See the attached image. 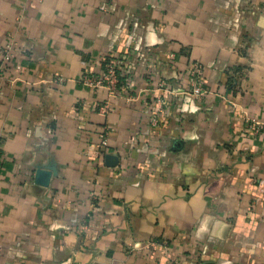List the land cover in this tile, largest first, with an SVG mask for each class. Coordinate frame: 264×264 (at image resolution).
<instances>
[{"label":"crops","instance_id":"1","mask_svg":"<svg viewBox=\"0 0 264 264\" xmlns=\"http://www.w3.org/2000/svg\"><path fill=\"white\" fill-rule=\"evenodd\" d=\"M8 44L0 264H264V0H0Z\"/></svg>","mask_w":264,"mask_h":264},{"label":"built area","instance_id":"2","mask_svg":"<svg viewBox=\"0 0 264 264\" xmlns=\"http://www.w3.org/2000/svg\"><path fill=\"white\" fill-rule=\"evenodd\" d=\"M14 49L12 44H8L3 48L2 57H0V75L5 67L7 60L12 58L10 50ZM124 62L119 56H109L105 61L104 68L100 72H85L81 77L80 81L88 86L92 87H105L112 92L119 91L123 83ZM190 91L193 95L198 98H202L208 93V88L205 86L203 78V70L201 65L193 63L190 74ZM157 112L153 115L152 121L154 124L159 123V114L164 112L165 99L163 97L156 98ZM109 105L105 103L101 110L107 112ZM101 148L108 146V138L104 135L101 141ZM1 146H0V162H1Z\"/></svg>","mask_w":264,"mask_h":264},{"label":"water","instance_id":"3","mask_svg":"<svg viewBox=\"0 0 264 264\" xmlns=\"http://www.w3.org/2000/svg\"><path fill=\"white\" fill-rule=\"evenodd\" d=\"M37 181L43 185L48 184L49 178H50V172L49 171H39L37 175Z\"/></svg>","mask_w":264,"mask_h":264},{"label":"trees","instance_id":"4","mask_svg":"<svg viewBox=\"0 0 264 264\" xmlns=\"http://www.w3.org/2000/svg\"><path fill=\"white\" fill-rule=\"evenodd\" d=\"M115 57V56H114ZM123 78V77H122Z\"/></svg>","mask_w":264,"mask_h":264}]
</instances>
